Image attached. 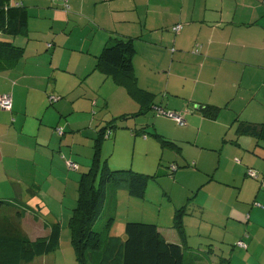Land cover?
Returning <instances> with one entry per match:
<instances>
[{
  "label": "crops",
  "instance_id": "crops-1",
  "mask_svg": "<svg viewBox=\"0 0 264 264\" xmlns=\"http://www.w3.org/2000/svg\"><path fill=\"white\" fill-rule=\"evenodd\" d=\"M9 2L22 3L29 17L25 30L18 34L0 31V41L24 48V55L17 59L0 55V96L10 93L13 97L12 110L0 107V199L15 203L0 206V231H7V221H16L35 240L48 236L51 225L59 223L61 237L63 231L71 235L69 220L65 226L57 214V209L62 211L59 202L64 201L60 196L65 195L60 186L75 183V179L79 184L84 171L77 177L71 172L89 169L97 132L109 121L92 134L86 130L92 124L84 126L86 131L72 128L77 98H70L72 90L71 86L65 88L66 81L59 86L62 74L71 73L73 88L78 80V86L86 88L80 94L92 96L104 89L106 102L115 95L127 107L132 106L122 111L134 121L130 125L135 127L130 129L136 142H151L162 155L168 149L172 163L177 164L176 168L171 164L164 167L160 158L151 172L143 162H133L136 171L150 175L145 195L138 198H145L152 185L159 187L163 201L175 204L174 217L179 208L186 210L185 243L174 217L169 226L153 222L168 241L184 244L187 255L198 252L203 264H234L235 260L236 264L237 260L264 264V140L237 130L239 121L264 123V0H67L68 9L56 0ZM177 25H181L178 31ZM115 36L132 38L139 86L154 93L156 105L179 113L184 125L171 116H157L154 108L144 115H131L138 102L96 67L98 55ZM83 95L78 98L86 97ZM205 104L220 108L215 118L204 114L201 107ZM63 117L65 123L61 124ZM142 127L148 134L144 139L136 134ZM78 130L81 138L74 134ZM114 132L115 136L117 130ZM82 138L92 147L88 157L80 152L87 140L75 147V140ZM163 138L175 144H164ZM69 161L77 164L75 169L69 167ZM105 161L109 167L118 165L113 157ZM116 168L127 169H112ZM249 168L259 178L249 177ZM46 185L57 192L44 191ZM110 188L111 194L114 190ZM120 190L126 189H118L116 196ZM51 195H57L56 210L50 205ZM24 209L25 214L18 218ZM190 220L200 225L192 222L199 235L193 242ZM208 223L217 234L201 233ZM196 241L198 248L193 246ZM239 241L246 247L237 245ZM228 248H232L229 255ZM53 253L37 256L29 264Z\"/></svg>",
  "mask_w": 264,
  "mask_h": 264
},
{
  "label": "trees",
  "instance_id": "trees-1",
  "mask_svg": "<svg viewBox=\"0 0 264 264\" xmlns=\"http://www.w3.org/2000/svg\"><path fill=\"white\" fill-rule=\"evenodd\" d=\"M28 11L23 5L11 4L9 0H0V31L18 34L25 30L28 23ZM177 31V30H176ZM135 46L132 38L115 36L110 38L98 55L96 67L123 86L129 95L139 104V110L132 116L146 114L151 108L157 115H164L160 110H167L156 105L155 95L139 86L133 66ZM0 55L17 59L24 55V48L9 41H0ZM204 114L210 118L218 115L219 107L205 104ZM126 114L108 121L97 132L94 141V155L88 170L81 173L78 184L77 204L69 218L72 244L78 264H199L203 256L198 252L187 255L184 244L168 241L160 232L157 224L141 220L126 222V239L110 234L114 217L108 218L102 227H97L104 210L107 185L114 190L111 193L112 210L116 204V191L125 188L131 196L143 197L146 192L148 176L132 168L112 169L106 161L102 162L104 140L112 136L118 126L116 119L123 120ZM177 122V121H176ZM179 124V123H178ZM144 127L136 134L147 135ZM238 133L264 140V123L239 121ZM164 144H175L162 139ZM177 165V164H176ZM176 165H172L176 168ZM247 170V175L249 171ZM253 178H259L258 172ZM250 175V174H249ZM154 177V175H151ZM156 176V175H155ZM264 184V179H262ZM15 205L0 199V206ZM26 209L19 211L21 218ZM184 207L179 208L174 217V226L185 240ZM112 215V214H111ZM7 231H0V264H29L37 256L50 254L60 247L61 225L53 223L51 232L46 237L30 239L19 228L16 221H7Z\"/></svg>",
  "mask_w": 264,
  "mask_h": 264
},
{
  "label": "rangeland",
  "instance_id": "rangeland-1",
  "mask_svg": "<svg viewBox=\"0 0 264 264\" xmlns=\"http://www.w3.org/2000/svg\"><path fill=\"white\" fill-rule=\"evenodd\" d=\"M60 73H64V72H60ZM64 75L61 76V78L59 79V86H61V84L66 81V85L65 88H67V86H71V90H72V94L70 95L71 99H76V103L75 106L77 107V111L72 112L71 114V120L73 122V127L75 128V130L80 129L81 131H89L91 130L90 134L95 133L97 131V129L101 126V124L103 125L105 123V121H110L111 119L117 117L120 114H123V109L127 108L130 110L131 107H127L126 105H124L117 96H109V101L106 102V100L104 99V94H103V90L101 89V91H99V93L93 92L92 96L88 95V94H80L82 93V91H84V89L86 90L85 87L81 88L78 86V81H76L75 85H76V89L75 87L73 88L72 86V82H74V79L72 77H74L71 73H64L62 74ZM69 77V78H68ZM65 79V80H64ZM73 79V80H72ZM84 86V85H83ZM106 87V86H105ZM67 92V90H66ZM85 96L86 97H80L79 96ZM65 96V95H64ZM64 99V98H63ZM97 101V103H93V101ZM57 103V102H56ZM53 107V106H52ZM73 107V106H72ZM82 107H86V112L81 111L80 108ZM138 108H136V112L139 110V106H137ZM157 115V114H156ZM157 116H162V115H157ZM166 117V116H165ZM127 119H129V122L127 123ZM116 124H117V133L114 136V131H112L113 134H111L112 136L107 137L104 140V145H103V152H102V158L103 161H105L106 159H109L111 157L118 159V165L113 166L111 163V168H115V167H126V168H130L133 167V162L135 161V165H139L140 162H143V167L146 169H151V172H154L155 168H153V166H157V164L160 162V158H162L164 160V162L162 161V165L164 167H166V165L171 164L170 167L173 164L176 163H172L174 162L173 159L171 161V156L169 154V152L167 151L168 149H165L166 153L165 155H162L161 150H159V147L156 149V147L151 143V142H136V135L134 134V132L130 129V127H135L131 126L130 124H133V120L132 118H126L123 119V121H121L119 118L116 119ZM65 123V118H62L61 124ZM124 123V124H123ZM92 124V125H91ZM127 126V127H123ZM127 124V125H126ZM90 126L93 128H86V130H83L84 126ZM62 127L64 125H61ZM140 126V125H139ZM138 124H136V127H139ZM61 127V129H62ZM122 127V128H121ZM140 128H138L139 130ZM81 131H76L74 134H78L80 137V132ZM88 138L90 137L89 134L87 135ZM139 138L144 139V136L139 134L138 135ZM78 137V139H79ZM148 137V134H147ZM146 137V138H147ZM81 138V137H80ZM81 140L84 142V140L86 141V138H82L80 140H75L76 145L75 147L77 148V146H79L81 144ZM91 144L93 141H91ZM89 140H87V143H85L87 145V147L82 146L80 148V152L82 153V156H89L88 152L92 149V147L88 146ZM57 152V151H56ZM208 152V151H207ZM211 153V152H208ZM87 154V155H86ZM108 154H110L109 156H107ZM213 154V153H212ZM76 156V155H75ZM154 162V165L150 164ZM170 162V163H169ZM125 164V165H124ZM141 164V163H140ZM64 166L68 169L67 165L64 162ZM134 168V167H133ZM87 168L85 167H81L80 171L71 172V175H75L76 177L80 175V173L82 171L87 170ZM118 169V168H116ZM134 170H136V168H134ZM67 171V170H66ZM255 171V170H253ZM67 173H70V171L68 170ZM249 177H252L251 175L248 174ZM52 179V177H51ZM50 179V180H51ZM77 179H75V183L74 181H71L70 183H66L65 186L61 187L62 190H65V195L63 197L60 196V199L64 198V201L61 202L59 199V207L62 208V211L60 209H57V214H59L61 216V220H63L65 223L64 225H67V220H69V214L72 213L73 208L75 207V205L77 204V198H78V192H77ZM154 182V181H153ZM54 183H58V180L56 178H54ZM174 184V182H172V185ZM177 186V185H175ZM35 190L37 189V187H33ZM44 191L46 189V192H49V194H53L56 193L57 189L55 187L52 186H44L43 187ZM107 191V196H106V201H105V206H104V210L99 218V222L97 223V227H102L105 225V223L107 222L108 218H110L111 216L114 217V221L113 224L110 228V234L112 235H116L119 237H122L123 240L126 239V232H125V226H126V222L128 221H136L141 220L140 218H145L148 219L149 221H145V220H141L144 222H155L157 221V223H163L165 226H169L173 223V217H174V209H175V204L173 202H169L168 199L163 201L162 196L160 195L161 192H159V187H155L150 185L149 188V193L147 194V196L145 198H138L135 196H131L126 190H120L117 193L116 196V204H115V208H113L112 210V198H111V188L110 186L107 185L106 188ZM55 195V194H54ZM51 195L50 199L52 200L50 202V205L52 206L53 209L56 210V202H55V198H57V195L54 196ZM190 196V195H189ZM210 205V204H208ZM182 205H179V207H181ZM214 206V205H213ZM217 208V207H216ZM189 209V208H188ZM5 210H3L4 212ZM6 211L8 212L9 210L6 208ZM112 214V215H111ZM191 221V225H190V230L193 231L192 236L190 239H192L191 241L193 242L195 239H199V235H198V228L192 227V222L197 224V226H200L197 221ZM188 221V222H190ZM64 225H63V229H64ZM192 228V229H191ZM216 229L212 230V227L210 226V223H208L207 225H203L201 227V233L202 232H210L213 231V235L217 234V232H215ZM197 235V236H195ZM195 236V238H194ZM198 237V238H197ZM62 243H60V247L57 249V251L53 254H51L50 256H44V257H39L37 258L32 264H41L42 261L47 262L48 264H50V262H54V263H58V264H68L72 261H75V264H78L76 255H75V251H74V247L72 244V238L71 235L69 234V232L63 231L62 233ZM196 248H198L197 246H199V242L196 241ZM218 248V247H217ZM218 252H220V250L217 249V251H215V253L217 254ZM226 254L229 255V253L232 252V248H228L227 250H225ZM220 254V253H219ZM226 255V256H227ZM229 257V256H228ZM227 257V258H228ZM229 264V262H227ZM238 264H242V261H238ZM199 264H203L199 263ZM234 264H236V260L234 261Z\"/></svg>",
  "mask_w": 264,
  "mask_h": 264
},
{
  "label": "built area",
  "instance_id": "built-area-1",
  "mask_svg": "<svg viewBox=\"0 0 264 264\" xmlns=\"http://www.w3.org/2000/svg\"><path fill=\"white\" fill-rule=\"evenodd\" d=\"M56 1H61L64 3V6L66 9L69 8V5L67 4V0H56ZM17 5H22V3L17 2ZM181 28V25H177L175 27V29L178 31ZM0 107L5 109V110H12L13 107V97L10 93H4L0 96ZM160 112L164 113L165 115L171 116L172 118H174L180 125H184L185 124V119L179 114L176 113L174 111L171 110H160ZM59 132H62V129H58ZM68 165L70 168L75 169L77 164L74 161H69ZM250 175L255 176L256 172L253 170L249 171ZM237 245H239L240 247H246V243L243 241H239L237 242Z\"/></svg>",
  "mask_w": 264,
  "mask_h": 264
}]
</instances>
